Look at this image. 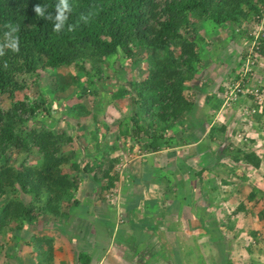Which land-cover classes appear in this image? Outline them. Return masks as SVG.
Here are the masks:
<instances>
[{
	"label": "trees",
	"instance_id": "16d2710c",
	"mask_svg": "<svg viewBox=\"0 0 264 264\" xmlns=\"http://www.w3.org/2000/svg\"><path fill=\"white\" fill-rule=\"evenodd\" d=\"M67 2L71 11L66 13L68 20L62 31L57 33L53 29L55 8L60 0H0V46L10 42L6 33H11V38L17 40L19 49L14 51L4 46L3 54L0 55V99L3 95L9 99L8 107L0 104V234L13 232L18 244L20 238L29 237L31 226L33 228L34 224L38 225V220L67 221L75 213L76 207H82L85 192H95L98 198L106 199L104 192L112 193L119 178L118 172L114 170L118 159L111 157L112 148L107 146L101 134L98 135L97 128L96 131L89 128L90 131H84L80 135V138H89L95 142L96 156L91 160L86 159V147L83 150L78 148L80 146L77 150L71 149V144L79 136L70 135L61 127L48 129L36 121L40 112L47 118L53 117L56 108L48 99L31 100L27 96L15 99V93L26 87V77L34 75L35 82L39 83L42 72L49 75V79L41 87L49 96L51 93L71 90L70 95L76 96L77 102L68 107V114L75 117L92 115L95 119L96 115L86 108L83 98L90 93L97 95L96 85L107 87L110 85L109 78L116 79V82L122 79L123 73L118 70L122 58L135 55L139 60H146L147 70L143 73V78L133 81L132 87H118L114 96L115 99H128L131 106L128 118L134 125L130 132H127L128 128L123 132H127L126 135L135 142L145 140L146 149L156 151L191 140L188 139L189 135L180 140L174 135L166 134L170 129L172 133L177 131L179 119H190L195 121L193 125L198 124L200 127L204 124L202 119L194 118L197 104L185 94L186 90L202 88L197 85L193 88L188 84L208 51L200 50L201 43L205 44L200 30L207 25L211 33L224 27H231L229 30L232 32L233 24L241 25L251 20L259 23L264 20V0ZM36 5L46 6L45 17L52 14L53 20L38 16L34 11ZM82 14L85 19H80ZM6 25L18 27V31L12 32ZM68 25H73L74 30L68 31ZM260 52L264 56V49ZM69 67H73L75 73L66 75L60 71ZM111 68L112 74L108 71ZM82 77L85 78V81H81L83 84L80 83ZM234 80L237 79L232 80L233 85ZM73 88H78V92L72 94ZM224 90L225 88L219 87L217 93L220 91L222 94ZM246 96L249 99H244L242 112L248 108L252 115L249 130L261 131L260 139L264 141V104L259 103L253 95ZM220 97L211 93L206 95L205 102L212 109L218 110L224 101ZM143 120L146 121L145 125H142ZM231 120L227 119L223 123L215 121L210 126L209 133H227ZM29 121L32 124L30 127V124L26 126ZM258 140V137H251L249 142ZM249 146L250 144L242 142L234 148L233 144L222 148L221 153L226 154L232 162V167L226 174L230 173L235 179L243 180L244 174L236 173L235 164L256 170L264 168V149L257 150ZM22 154L24 156L19 157ZM15 163L19 165L18 168ZM207 164L217 165V162L208 160ZM64 165H69V169L65 170ZM208 166H201L195 172L196 175L200 176ZM220 183L224 185L233 181L230 177H225ZM262 191L259 187H253L247 199L253 200L257 192L264 196ZM228 196L222 195V200H226ZM229 214L227 219L231 215L242 216L247 226L238 229L232 236L235 239L238 232H245L240 235L242 239L239 249L245 244L247 234L257 250L263 251V239L259 237L258 228L248 226L247 220L250 223L249 218L252 216L254 218L251 221L261 225L264 222V212L255 211L254 207H248L243 200ZM11 223L15 225L11 227ZM220 224L226 228L229 226L228 230L239 226L238 223L230 222V219ZM223 236L227 237L226 234ZM222 239L223 241L213 242L216 264H240L241 262L232 259V239ZM41 240L51 246V239ZM25 243L29 244L28 241ZM245 245L248 260L243 264H257V260L254 262L251 257L254 245ZM42 246L40 244V249ZM1 247L2 245L0 251ZM5 252L9 256V248ZM178 253L179 251H175L173 254ZM177 258L180 259L181 255L172 257L174 260H171V264ZM40 262L48 263L46 251L39 264ZM83 262L86 264L88 260Z\"/></svg>",
	"mask_w": 264,
	"mask_h": 264
},
{
	"label": "rangeland",
	"instance_id": "374dc122",
	"mask_svg": "<svg viewBox=\"0 0 264 264\" xmlns=\"http://www.w3.org/2000/svg\"><path fill=\"white\" fill-rule=\"evenodd\" d=\"M255 24L256 23H254V21L252 22V20L250 22H244L241 25L233 24L232 27L234 28V31L232 32H230L229 30V28L231 27H224L223 29L217 28L214 33H211L210 27L207 25H205L203 29L200 30V34L204 37L205 40V44L201 43L200 50H203V52L205 50L208 51L204 55L200 66L196 64L197 67L199 66V70L195 73L193 79L188 82V84H191L193 88L196 85L198 87L202 86V88H199L198 90L193 89L191 91L186 90V96L191 97L197 104V100H203L202 96L204 93H217V89L219 88V86H221L222 88H225V90L222 92V94L220 93V91H218V94H220V96L224 99L226 108L233 109L235 108V106H239L240 108L238 109V111L242 113L240 115V119H233L230 122V129H234L230 131V138L227 137L224 140H221L220 145H217V147H219L220 149L221 147H224V145L228 144H233L234 148V146L242 142L250 144L249 147L253 149H264V141L260 139V134L262 132L255 129L249 130L251 129L252 125V119L250 118L252 117V115L249 113L248 108L246 109V111L243 110L242 112V104L243 102H245V100H248L249 97L246 96L247 94L238 95L234 90L235 86L237 85L236 81L242 78L243 92L250 91L254 87H259L264 94V56H262L260 52L261 49H264V25L259 31V38L255 41V34L258 32L254 28ZM258 40L260 42H258ZM207 43L211 44L209 45ZM257 46L258 53L255 56L259 58L253 65L250 63V69L252 70L249 71L248 69V71H245L244 60L246 61V59L248 58L247 56L251 53V51L254 52V49H256ZM118 65V70L120 71L119 73H123V76L121 75V80L116 82V79L109 78L108 82L110 83V85L106 87L105 85H101L99 83L100 85H96L97 95L94 96L92 93H90L83 98V101L85 102L84 104H86V108L89 111L94 112V114L96 115L95 119H93L92 115H88L87 117H75L72 114H68V107L71 104L77 102L76 96L71 97V90L62 93H51L49 96L48 93L41 88L50 77L49 75L47 76V74L44 75L43 72L39 83L35 82L36 79L34 75L26 77V87L23 90H19L15 93V99H23L25 96H27L28 99L31 100L33 99L40 101V99H48L51 102L50 104L54 105V107L56 108L53 117L47 118L44 113L40 112L36 121L42 124V126H47L48 129L54 130L61 127L63 129H66L68 134L79 136L75 140V142L71 144V149L77 150V147L80 146L78 148L83 150L86 147V159L91 160L96 156L94 151L95 142L89 138H87L86 140L84 138H80V135L84 131H90V129L96 131L97 128L98 135L100 136V134L103 133L102 136L104 141H106L105 143L108 147L112 148V152L110 154L111 157L115 159L117 158L120 162L131 154H135L139 151H145L147 147H145V140L138 139L139 142H135L131 137L126 135V133L130 132V129H132L134 125V123L132 124V122L128 118V112L131 109V106L128 99L126 98L115 99L114 92L115 89L122 85H125L126 88L132 87L131 83L133 81L141 80L143 78V73H145L147 70V62L146 60H139L137 59V57L135 58L134 55L131 58H122ZM60 71L66 75L67 73H75L73 67L62 68L60 69ZM108 71H110L112 74L113 69H108ZM233 79H237L234 80V85L231 83ZM81 81H85V78L82 77L80 80V83L83 84ZM239 82L241 83V80ZM75 92H78V88L72 89V94H74ZM199 103L197 104L196 110L194 111V115H198V113L206 114L207 110H202L201 106H199ZM0 104L2 105V107H8L9 99L5 95H3L0 99ZM202 106H206V104L203 102ZM232 109H230V112L226 114V117L223 120L220 121L219 119H216V122L223 123V121H225L227 117L229 119L228 115L232 113ZM215 115L216 114H214V116ZM191 122L193 121H191L190 119H179V123L177 124L178 128L175 133H180L181 131L187 130V126H189ZM145 123L146 121L143 120L142 125H145ZM28 124H30V121L26 122V126ZM30 126H32V124H30L28 127ZM126 129L127 132H123ZM171 131L172 129H170L167 133L170 135V133H172ZM139 136L142 137L141 134ZM251 137H258L259 140L250 143L249 140L251 139ZM217 141L219 140L217 139ZM23 156L24 154L19 155V157ZM221 156H223L222 162L218 165V168L213 171L215 174L211 178L214 179L215 177H220V179H223L225 177H230L233 183L224 185L220 183L221 188L219 189L218 186H215V188L217 189H213L210 196H213V193H215L217 196L221 197L223 195L224 197L226 195L228 196L229 192L228 199L230 200L228 201L231 204H226V206L222 208L223 212L220 215V221L227 222L230 219V222H234L236 224L238 223L239 226H236V228L234 229L232 228L228 230L229 226L228 228L223 226V224L225 223L220 225L215 223L208 224L210 225L209 227H213V229H209V235H195L199 232L197 229L196 231L191 230L189 234H184L181 236H168V246L169 243L177 245V247L181 248L182 246H186V251L188 253L180 251L176 255L173 254V258H176V256L179 257L182 254V259L185 264H216V253L213 242H215V240L223 241L222 237L224 239H226L227 237L232 239L231 246L236 247L235 250L231 253L232 259H234V261H238L239 263L241 262L242 264L245 260H248V254L244 248V245L247 243L250 246L254 245V242H251V238L247 234H245L247 236V240L243 247L241 246V248L239 249L240 241L242 239L240 235H243L244 232H238L235 239H233L232 236L238 229H244L245 227H247L245 226L246 223L240 215H231L229 219L227 218L228 215H230L229 210H233L235 206L243 200H245L248 207H254V210L257 212L258 210H262L264 212V196H261L260 193L257 192L255 193L256 195L253 200L249 201L247 199V196L253 187H259L264 191V168L258 170L252 168L246 169L241 164H235L234 168L236 170V173L244 174L243 180L235 179V177L230 176V173H225L227 170H229L230 167H232L231 159L226 154H221ZM12 158H15V156H13ZM28 158L29 160H32L31 157ZM117 162L114 165V170L119 174L120 172L124 173V171L122 172V169H120L121 167L119 169L117 168L119 166L116 165ZM14 165L17 168L19 167V165H17L16 163ZM67 168L69 169V165H64V169L66 170ZM213 172H211V174ZM263 191L261 193L264 195ZM104 193L105 198L111 196L108 194L109 192ZM189 193L190 192L188 190L187 194ZM253 218L254 217L252 216L251 218H249L250 223L247 220L248 226H255L258 228L259 237L263 239V251L257 250L256 246L254 245V248L252 247L253 254L251 255V257L253 258L254 262L255 260H257L258 263H264V222H262L261 225H258L256 224V221H251ZM14 225L15 223H11L10 226L12 227ZM33 226V228L31 226L32 229H30L29 237L25 236L20 238V244H18L15 240L13 232L8 231L3 235L0 234V245H2V251H0V264H38V262L44 257L45 254V251L40 249V244L43 243L41 239H46V236L45 234H41L40 236H38L33 230L37 228V225L34 224ZM248 228L246 229L249 230ZM186 230L189 229L186 228ZM225 234L227 235V237L223 236ZM36 240H38V242ZM25 241H28L29 244H31L32 247L36 249V258L34 252L30 250V247H28L29 245L26 244ZM195 245H198V252L191 251V249L194 250ZM7 248H9V256L5 255L7 254L5 252ZM24 250L25 252H23V259L21 252ZM37 250H39L40 256ZM13 253L15 256H13ZM84 256L86 255L84 254ZM180 259L177 258L174 261L175 263H173L180 264ZM168 260L170 261L168 262L169 264L171 263V260H174L172 259V254L170 252H168Z\"/></svg>",
	"mask_w": 264,
	"mask_h": 264
},
{
	"label": "crops",
	"instance_id": "0c3cea01",
	"mask_svg": "<svg viewBox=\"0 0 264 264\" xmlns=\"http://www.w3.org/2000/svg\"><path fill=\"white\" fill-rule=\"evenodd\" d=\"M218 93L216 96L220 97ZM204 94L203 100L197 101L202 110H207L206 114L198 113L194 117L203 120L202 128L193 125V121L187 130L170 133L180 140L189 135L191 140L129 155L116 164L124 173H118L121 176L113 192L109 193L111 196L101 199L95 192H85L82 207H76L67 221L38 220L34 232L52 240L51 246L41 244V250L48 255L47 264H83L84 260H88L86 264H169L168 252L172 257L175 251L188 252L186 246L181 248L172 243L168 246V236H181L197 229L199 232L195 235L205 236L213 229L208 224L220 225L222 208L231 203L230 199L222 200L215 193L210 196L212 190L217 189L215 186L221 188L220 177L215 180L211 177L223 157V147L220 149L217 145L230 138L234 128H228V132L222 134H210L209 129L216 119L223 120L232 108L227 109L222 104L214 110L205 102L206 95L211 93ZM203 102L207 107L202 106ZM239 108L232 109L229 119H240ZM214 158L217 165L208 166V160ZM201 166L210 169L197 176L195 172ZM185 189L190 193L187 194ZM197 246L191 251L198 252ZM28 247L36 258V249L32 245ZM235 248L232 246V252ZM23 252L25 250L21 252L24 259ZM182 258L183 255L181 264H185Z\"/></svg>",
	"mask_w": 264,
	"mask_h": 264
},
{
	"label": "clouds",
	"instance_id": "9594fccd",
	"mask_svg": "<svg viewBox=\"0 0 264 264\" xmlns=\"http://www.w3.org/2000/svg\"><path fill=\"white\" fill-rule=\"evenodd\" d=\"M34 11L38 16L45 17L46 6L36 5L34 7ZM55 11H56V15L54 19V29L53 30L59 33L62 31L63 26L66 24L68 20V16L66 15V13L71 11V7L68 5L67 0H60V4L56 5ZM45 18L48 20H53L52 14H49ZM80 19H85L84 14L81 15ZM6 27H10L12 32L18 31V27H13L11 25H6ZM73 30H74V26L68 25V31H73ZM6 36L9 37L10 42L4 46L10 47L14 51H18L19 49H18L17 40L11 38V33H6ZM4 46H0V55L3 54ZM223 105H224V101H223Z\"/></svg>",
	"mask_w": 264,
	"mask_h": 264
},
{
	"label": "built area",
	"instance_id": "2783aa9c",
	"mask_svg": "<svg viewBox=\"0 0 264 264\" xmlns=\"http://www.w3.org/2000/svg\"><path fill=\"white\" fill-rule=\"evenodd\" d=\"M263 21L264 20H261L259 23L257 22L256 24H255V26H254V28H255V30L256 31H258L256 34H255V41L259 38L258 36H259V31L261 30V27H263ZM255 41H254V43H255ZM258 42H259V40H258ZM257 48H258V46L256 47V49H254V52L253 51H251V53L246 57L247 59H246V61L244 60V63H245V71H248V69H249V71L250 70H252V69H250V63L253 65L255 62H257V60H258V58L259 57H257V56H255V55H257V53H258V51H257ZM249 58H251V59H249ZM241 80V83L239 82ZM243 79L241 78V79H239V80H237L236 81V86H235V92L238 94V93H241V94H250V95H253V97H255V99H257L258 100V102L259 103H262V104H264V94H263V92L260 90V88L259 87H254L253 89H251L250 91H247V92H243L242 90V85H243ZM240 87H239V86ZM239 95V94H238Z\"/></svg>",
	"mask_w": 264,
	"mask_h": 264
}]
</instances>
